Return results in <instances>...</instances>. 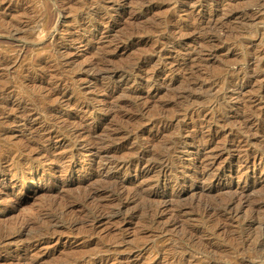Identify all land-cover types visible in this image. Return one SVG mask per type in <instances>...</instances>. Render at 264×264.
<instances>
[{"label":"rangeland","instance_id":"rangeland-1","mask_svg":"<svg viewBox=\"0 0 264 264\" xmlns=\"http://www.w3.org/2000/svg\"><path fill=\"white\" fill-rule=\"evenodd\" d=\"M263 129L264 0H0V264H264Z\"/></svg>","mask_w":264,"mask_h":264},{"label":"bare ground","instance_id":"bare-ground-1","mask_svg":"<svg viewBox=\"0 0 264 264\" xmlns=\"http://www.w3.org/2000/svg\"><path fill=\"white\" fill-rule=\"evenodd\" d=\"M247 75V74H246ZM242 76H243V74H242ZM241 76V77H242ZM245 77V76H244ZM240 79V77L239 76H236L235 77V80H239ZM236 84V83H235ZM254 113V112H253ZM257 114H258V112H256ZM260 113V112H259ZM252 115V114H251ZM254 115V114H253ZM255 116H256V114H255ZM258 118H259V120H261L262 121V118H263V114H259L258 116H257ZM254 119V118H253ZM247 120V119H246ZM248 120H249V118H248ZM245 124V123H244ZM259 130V129H258ZM264 130V129H263ZM262 132V131H261ZM98 151V150H97ZM96 150H95V152H97ZM98 153V152H97ZM94 154V153H93ZM99 157V156H98ZM101 157V156H100ZM103 157V156H102ZM99 160H101V159H99ZM52 163V162H51ZM146 164V163H145ZM156 164H158L159 165V170L160 171H162V172H167L168 170H169V165H168V163L165 161V160H163V159H158V160H156V162L155 163H153V164H150V166L148 167V168H150V167H154V165H156ZM141 165V164H140ZM143 165V164H142ZM137 168H139V166L137 167ZM151 169V168H150ZM147 170V169H146ZM65 172V171H64ZM68 172V171H67ZM161 172V173H162ZM31 178V177H30ZM260 179L262 180V181H264V177H260ZM86 191H88V190H86ZM95 191V190H94ZM93 192V191H92ZM90 193V192H89ZM88 192H87V196H88V194H89ZM96 193L95 192H93V195L92 194H89V195H91V198H94L95 199V197H96V195H95ZM98 196H99V194H98ZM237 196H240V197H242V195H237ZM162 199H164V198H162ZM92 200V199H91ZM165 202V201H164ZM54 207H55V205H53ZM52 206V207H53ZM68 206H70V205H68ZM72 206V205H71ZM227 206V205H226ZM225 206V207H226ZM57 207V206H56ZM67 207V206H66ZM228 207V206H227ZM58 208V207H57ZM71 208V207H70ZM50 209H51V211H53L52 210V208L50 207ZM50 209H48L49 211H50ZM209 210V209H208ZM207 210V211H208ZM42 211V213L43 214H45V215H47V210H41ZM51 211H50V213H51ZM214 210H212V212H213ZM211 212V213H212ZM39 213V212H38ZM210 213V212H209ZM214 213V212H213ZM41 214V213H40ZM42 214V215H43ZM35 216H36V214H35ZM49 216V215H48ZM46 217V216H45ZM42 218H44V217H42ZM36 219V218H35ZM37 219L38 220H41V215L40 216H38L37 217ZM45 220V219H44ZM42 221V223H43V219L41 220ZM40 221V222H41ZM46 223V222H45ZM47 223H48V221H47ZM49 223H50V221H49ZM50 224H52V223H50ZM84 223L83 222H79V221H76V222H73L72 224H71V227H73V228H75V227H77V226H79V225H83ZM29 225V224H28ZM45 225V224H44ZM47 225V224H46ZM49 225V224H48ZM52 225H50L49 227H51ZM261 226V228L262 229H264V223H263V225L261 224L260 225ZM55 227V226H54ZM28 228H30V227H28ZM42 229H44V228H42ZM48 229V228H47ZM54 229V228H53ZM3 230V229H2ZM26 230V229H25ZM29 230H32V229H29ZM38 230H41V229H38ZM28 231V230H27ZM53 232V230L51 229L50 230V232ZM22 232V231H21ZM20 232V233H21ZM24 232V231H23ZM26 232V231H25ZM30 232V231H29ZM29 232H27V233H29ZM37 233H38V231H36ZM36 232H34V233H36ZM48 233H49V231H47ZM47 232H45V233H47ZM41 233V232H40ZM40 233H39V235H40ZM45 233L43 234V235H45ZM47 233V234H48ZM18 235V234H17ZM24 235V234H23ZM30 235V234H29ZM37 235V234H36ZM38 235V236H39ZM30 236H32V235H30ZM34 236V235H33ZM35 237V236H34ZM40 237H41V235H40ZM35 239V238H34ZM42 239V238H41ZM259 240H262V242H264V235L262 234L261 236H260V238H259ZM259 240H257V241H259ZM100 254V253H99ZM88 260H90L89 258H87ZM30 263V262H29ZM28 263V264H29ZM34 263V262H33ZM61 264V263H60ZM64 264V263H63Z\"/></svg>","mask_w":264,"mask_h":264}]
</instances>
